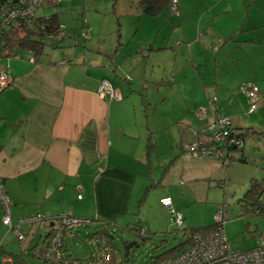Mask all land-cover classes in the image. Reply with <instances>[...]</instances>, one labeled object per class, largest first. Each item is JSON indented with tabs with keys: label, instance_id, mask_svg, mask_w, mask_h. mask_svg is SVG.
Instances as JSON below:
<instances>
[{
	"label": "crops",
	"instance_id": "0c3cea01",
	"mask_svg": "<svg viewBox=\"0 0 264 264\" xmlns=\"http://www.w3.org/2000/svg\"><path fill=\"white\" fill-rule=\"evenodd\" d=\"M132 2L145 26L158 21L148 49L142 53L155 60L157 66L163 60L170 62L162 97L168 99L169 93H178L184 99L187 117L186 113L181 114L178 121L195 126L196 109L215 95L218 112L231 119L234 133L242 140L240 146L221 147L224 155L234 158L221 164L223 167L232 164L230 175L243 178L238 183L239 193L251 177L264 178V0H178V15L171 19L162 13L167 3L157 14L149 15L141 11L138 0ZM50 4V0H43L36 15H45L44 9ZM59 6L55 11L64 24ZM64 26L69 32L77 31V27ZM67 44L68 41L57 47ZM114 44L120 47L122 43L115 38ZM127 51L130 52L128 45L118 54L119 59ZM94 55L71 59L64 53L42 52L34 58L30 50L18 49L11 56L0 57V70H7L10 77L0 89V178L10 198L11 226L24 238L18 241L13 235L20 251L8 250L1 258L2 264L6 260L11 263V256L22 259V252L28 253L32 244L44 241L60 212L92 218L73 228L71 234H61L62 251L82 258L92 254L95 247L93 250V245L81 240L87 248L83 255L79 248L76 251L75 237L82 238L86 232L89 238L106 224L113 227L125 222L128 226L149 189L160 187L159 206L155 209L164 222L173 223L170 212L160 201L169 196L172 206L173 201L176 203L166 175L178 172L179 176L195 180L197 172H201L206 178H214L215 184L216 179L223 180L207 175L220 161L200 155L196 160L186 157L182 147L186 141L180 135L173 139L164 136L167 141L160 148L153 141L154 132L163 128L166 120L161 125V118L142 104L143 97L135 98L141 94L142 84L158 85L159 73L154 72L149 78L134 75L128 71V65L123 66L128 63L126 60L110 54L109 60L102 62ZM59 58H69L70 62H59ZM147 61L143 59V66ZM101 78L118 90L119 98L97 93ZM246 79L260 91L257 105L251 111L247 110L245 94L236 89ZM157 91L160 96L161 90ZM147 93L150 101H157L153 90ZM198 121L200 127L195 131L203 126ZM89 135L93 140L92 158L84 151L90 146L86 144ZM2 213L0 206V218ZM35 214H42V218L19 222L20 218ZM183 218L182 213V222ZM151 220L141 218L139 213L135 223L143 224L145 233L149 227H155L149 225ZM1 223L0 220L3 226ZM208 229L203 227L200 231Z\"/></svg>",
	"mask_w": 264,
	"mask_h": 264
},
{
	"label": "rangeland",
	"instance_id": "374dc122",
	"mask_svg": "<svg viewBox=\"0 0 264 264\" xmlns=\"http://www.w3.org/2000/svg\"><path fill=\"white\" fill-rule=\"evenodd\" d=\"M132 1L61 0L59 2L60 6L58 7L60 10V19L68 27H77V31L75 30L77 34H75V39L70 38V40H66L68 41L66 46L50 47L44 45L43 53H64L69 55L71 59L95 57L94 54H96L102 62L109 60L107 59L109 55L114 54L118 60H126L128 62L123 64V66L128 65V71L134 72V75L144 74L145 77L149 78V76H153L154 72L159 73L158 77L160 80L158 85L145 86V83L141 86L138 85L141 94H137V98H135L137 100L143 97L144 102L142 104L149 112L153 111V115L161 118V125H163V119L166 120L164 127L162 126L163 128L157 129L158 131L154 132V134L152 133L154 137L153 141L155 140L157 142V147L159 146V148L167 141V138L164 136L172 137L171 139H173L176 138V135H180L183 139L182 141H190L192 135H194V131L200 127L197 116L193 113L195 126L178 121V117L181 114L185 115L184 113H186L187 117L184 99L180 98L178 93L175 95L169 93L168 99L162 97L166 86L163 84H168L165 77L168 75L170 62L163 60L160 66H157L155 60L149 59L147 55L142 53L148 49L149 39L153 36V29L158 27V21L151 22L150 26H145V20L138 17L135 4ZM57 5L55 6L54 3H51L45 7V13L47 14L55 10ZM196 5L197 3H193V6ZM196 8L199 9V5ZM162 13L166 16V19L177 17L178 1L175 12H171L167 5V7H164ZM83 31L88 34L87 38L80 35ZM165 31H168V27H165ZM115 38L122 43L120 47L114 44ZM143 42L146 43L142 44ZM127 45L130 48V52L127 51V55L123 59H119L118 54H120V51L124 52ZM96 47H99V49L103 48L104 50H97ZM115 48L116 50H114ZM113 50L114 52H112ZM143 59H148L144 66ZM160 70H162V74H160ZM131 77L133 78V75ZM154 77L156 78V74ZM157 88L161 90L160 96L157 95ZM151 90L155 93L153 97L157 100L156 102L153 101L152 97L151 101L147 97V91ZM155 125L157 126L159 124ZM196 159H199V157L191 158V160ZM214 162L218 163L219 160L218 162ZM219 164L214 166L210 174H207L220 177L224 180L222 182L216 179L218 184H215L214 178H206L201 172H197L195 180L189 178L187 175L181 174L179 176L178 172L166 175V180L168 178V188L171 192L169 193L172 199L176 201V203L173 201V207L179 209V211L181 210L180 212L184 215L182 222L184 229L180 230L173 223H169V221L164 222L163 218H160L161 214L159 210L155 209L156 206H159L157 191L160 187L149 189L144 193V196L141 198L142 205H140L137 216L133 214L131 216V224L127 226L123 222L121 226L113 225V227H106L105 231L110 235L108 238L112 245L109 263L150 264L153 260H158L160 257H163H159L158 255L168 248H170V252L167 255L176 253L178 249L185 246L187 236L191 230L190 228L212 223L214 221V212L220 206L224 207L223 231L229 250L239 251L247 249L263 240L264 214L249 213L245 209L242 202L238 200L241 196L238 183L243 181V178L238 174L230 175L229 171L231 170L232 164L227 167H223L221 163ZM180 180L182 181L181 183ZM247 203H252L253 205L252 200L248 199ZM139 213L141 218L143 216L145 218L151 217L153 220L149 222V225L152 224L155 227H149L147 232L140 233L139 227L135 223L136 217H139ZM2 225L0 226V245L3 246L5 251L0 247V259L4 258L10 249H13L12 251L15 253L20 251L18 243L13 240L12 232L4 224ZM139 226L144 227L143 224ZM102 227L104 226L100 228ZM100 228L98 227L97 229ZM82 231L84 232V230ZM92 234L89 238L86 236V232L82 233V238L75 237L74 245L76 251L79 248V252L83 255L87 252V248L81 240H84L88 246L92 247L93 245L94 250ZM131 240H135L137 245L131 247L127 255L124 256L121 242H129ZM11 257V263L6 260L3 264H46L40 258L33 257L27 252H22V259Z\"/></svg>",
	"mask_w": 264,
	"mask_h": 264
},
{
	"label": "built area",
	"instance_id": "2783aa9c",
	"mask_svg": "<svg viewBox=\"0 0 264 264\" xmlns=\"http://www.w3.org/2000/svg\"><path fill=\"white\" fill-rule=\"evenodd\" d=\"M42 1L43 0H16L6 4V6L0 10V27L7 24L15 17L22 18L25 24L30 25L36 15V9ZM53 1L58 4L60 2V0ZM177 1L178 0H168V8L171 12L176 11ZM75 34L77 33L67 31L64 24L60 22L57 29L49 33V39L55 42L60 41L61 43L70 40V38L75 39ZM80 35H83L85 38L88 37V34L84 31ZM60 62L63 61L61 60ZM9 79L8 71L0 70V88L4 87ZM236 89L245 94L247 98V110H253L257 105V100L260 95L257 86L251 80L246 79L240 82ZM96 91L100 95L106 94L109 98H119L118 90L105 78H101L98 81ZM216 103L217 98L215 95H212L207 99L206 105L198 106L196 109L195 115L203 122L201 130L208 132L209 138L213 140L214 143L227 142L234 146H240L242 140L234 133L231 119L218 112ZM182 147L184 149V155L188 158L197 157L205 151L213 152L216 158L220 157L217 152L210 148H206L196 139L184 142ZM79 197L80 194L77 193V198ZM160 201L170 212L173 224L181 230L183 228L182 213L173 208L169 196L160 198ZM9 205L10 198L0 178V206L3 211L0 220L8 229L12 230L16 240L22 241L24 239L23 234L11 226L8 210ZM41 218L42 214H35L30 217L20 218L19 222L39 220ZM56 221L57 223L54 224V227L44 241L34 243L28 248L29 255L40 258L46 264H108L112 245L105 232L98 231L92 234V241L95 247V251L92 254L82 258L71 257L62 251L61 234L63 232L71 234L73 228L84 225L87 220L82 219V217L60 212L56 216ZM213 222L214 227L212 230L205 232H190L189 244L186 247L152 264H264V239L255 246H251L247 249L231 251L227 247V240L223 231V206L215 210ZM137 227H139L140 233H144V228L142 226L138 225ZM2 261L3 260L0 259V264H2Z\"/></svg>",
	"mask_w": 264,
	"mask_h": 264
},
{
	"label": "trees",
	"instance_id": "16d2710c",
	"mask_svg": "<svg viewBox=\"0 0 264 264\" xmlns=\"http://www.w3.org/2000/svg\"><path fill=\"white\" fill-rule=\"evenodd\" d=\"M14 1L16 0H0V10H2L6 6V4ZM50 2L54 3L55 5L58 4L53 0H50ZM166 3L168 4V0H138V5L141 11L149 15L157 14ZM59 23L60 21L58 19V14L57 11L55 10L50 11L48 14L45 15L44 14L35 15L30 25L25 24L22 18L20 17L13 18L7 24L0 27V57H8L13 55V53L16 52L18 49H26L31 51L34 58H38L43 52L44 45H48L50 47L60 46L62 42L61 43L60 41L55 42L49 39V33L54 32L57 29ZM60 60L62 59L59 58V62ZM62 61L68 63L70 62V59L65 58ZM194 139H196L199 143L203 144L206 148H210L215 152H217L218 155L220 156V157L217 156L220 159L219 160L217 158L220 161V163L228 164L229 162L233 161L234 158L224 155L221 152V147L234 146V145L228 144L227 142L214 143V141L209 138V133L206 131H202L201 129L195 131ZM147 146L148 147L150 146V141L147 142ZM84 151H87V147L84 149ZM240 160H243V158ZM220 181L223 182V180ZM263 191H264V178L251 177L246 187L241 192V196L240 198H238V200L242 202L243 206L245 207V209L249 211V213L264 214ZM248 199L253 201V205L252 203H247ZM82 219L87 220L85 222L86 224L92 218L84 217ZM106 225H104L103 228L106 229V227H109ZM203 227H209L208 231L212 230L214 227V222L204 226H194L190 228L191 229L190 232L200 231ZM103 228H101V230L98 231H103L108 235V233ZM188 244H189V235L187 236L185 246L181 247L178 250L183 249ZM169 252H170V248L161 252V254H159L158 256L165 257ZM163 257H160V259ZM156 261L157 260L155 259L153 260V262H150V264Z\"/></svg>",
	"mask_w": 264,
	"mask_h": 264
},
{
	"label": "water",
	"instance_id": "95a60500",
	"mask_svg": "<svg viewBox=\"0 0 264 264\" xmlns=\"http://www.w3.org/2000/svg\"><path fill=\"white\" fill-rule=\"evenodd\" d=\"M86 144H90V146H86L87 147V157L92 158L93 154H94V150H93V140H92V137L90 135L88 138H86ZM200 156L201 157H209L212 159L216 158V156L213 152H208V151L202 152L200 154ZM121 244L123 246V255L124 256L127 255V252L131 247H134L137 245L135 240H131L129 242L122 241Z\"/></svg>",
	"mask_w": 264,
	"mask_h": 264
}]
</instances>
